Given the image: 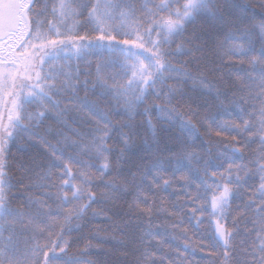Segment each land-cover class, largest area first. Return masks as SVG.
<instances>
[{
	"label": "snow or ice",
	"instance_id": "obj_1",
	"mask_svg": "<svg viewBox=\"0 0 264 264\" xmlns=\"http://www.w3.org/2000/svg\"><path fill=\"white\" fill-rule=\"evenodd\" d=\"M177 2L0 0V264H85L93 246L87 244L73 253L66 234L101 197L124 191L115 178L106 177L120 171L132 135L123 129L133 125L114 117L125 114L131 120L141 114L142 106L153 136L157 130L150 112L155 110L160 120L178 127L181 137L200 139L203 128L209 145H225L221 155L231 163L219 174L209 172L207 164L203 175L189 166L199 184L182 177L196 188V193L185 190L187 202L194 205L188 223L202 232L207 220L212 244L191 243L181 218L172 225L174 232L179 231L172 242L181 241L175 251L166 248L168 229L161 226V231L153 220L161 212L177 213L148 194L168 191L172 180L165 178L161 160L142 171L128 215L143 225L141 245L151 247L140 249L136 264H191L189 257L197 253L206 257L205 264H264V0H256L258 18L257 6L248 0H183L176 7ZM201 18H211L228 29L227 46L217 53L219 66L212 70L233 80L232 103L240 123L220 121L193 109L196 101L188 97L184 84L192 80L202 90L212 91L215 83L207 80L199 66L194 74L183 67L187 61L181 60L180 67L172 62L173 57L202 50V44L196 43L201 39L198 33L184 37L187 25ZM177 38L183 39L177 43ZM105 52L109 59L94 65L87 61L90 55ZM79 61H87L88 67L82 69ZM115 66L119 72L109 71ZM150 96L155 99L146 106ZM178 96L188 97L183 108L176 102ZM156 99L164 104L155 103ZM49 118L58 125L47 127L41 136L49 160L42 182L30 185L40 194L27 195L24 204L14 205L11 189L15 185L4 171L8 142L24 134L40 135L34 130ZM213 126L219 130L213 132ZM225 133L236 135L226 138ZM48 135L56 143L48 141ZM115 139L124 148L109 143ZM197 157L196 153L188 156ZM175 164L173 173L180 170L181 161ZM135 179L132 173L128 183ZM202 195L207 201L203 205ZM236 199L242 201L241 211L232 216ZM171 207L183 211L180 205ZM209 247L218 250L205 253Z\"/></svg>",
	"mask_w": 264,
	"mask_h": 264
},
{
	"label": "trees",
	"instance_id": "obj_2",
	"mask_svg": "<svg viewBox=\"0 0 264 264\" xmlns=\"http://www.w3.org/2000/svg\"><path fill=\"white\" fill-rule=\"evenodd\" d=\"M183 0H178L174 6L178 7L179 3H182ZM237 3H242L244 0H236ZM248 2L253 3L254 6H257V18H258V5L256 0H248ZM196 32L201 37L200 40H197V44H202L201 51H193L190 55H185L183 57H173L172 62L180 67V61L184 60L188 63L183 65L188 70H191L194 74L196 73L197 66L202 70L204 76L207 77V80H211L215 83V88L212 91L202 90L198 84H194L192 80H188L184 84L185 92L188 93V97L195 99V103L191 104L193 109L199 110L201 114H207L216 116L220 121H229L240 123L238 109L235 104L232 103V93L235 91L233 80L230 79L227 75L220 72H215L212 69L219 66V57L218 52H222L227 46L225 44V37L228 29L226 27L219 26L211 18H201L197 21L196 24L187 25V31L184 33V37H191L193 32ZM183 38H177V43L181 42ZM148 45H146L147 47ZM175 48V44L172 45ZM101 59H109L108 53H94L87 58V61L98 63ZM234 60L239 58L234 57ZM87 61H79L82 69L88 67ZM239 67V65H236ZM94 71V67L92 69ZM109 71L115 73L119 72L120 69L118 66H115ZM207 80L205 83H207ZM169 83H174L169 81ZM81 96L84 95L83 91L80 93ZM91 95V93H90ZM188 97H177L176 102L183 108L188 101ZM94 99L96 97H93ZM7 99V97H6ZM155 97L150 96L148 98V105L151 106ZM221 102H223V107H221ZM155 103L164 104L163 99H156ZM142 108L140 109L141 114L134 116L129 120V117L125 114L117 115L114 117L115 120H119L121 123L129 122L133 125V128H124V132H131V141L130 144L133 147L138 148V141L146 142L148 147H139L141 150L139 153L125 150V159H129V164L125 167L124 173L129 172L128 174H123L119 178L116 173H112L111 177L106 178H115L117 183L124 187V191L114 193L110 198L99 199V202L94 203L92 208L88 210L86 215L79 221H74L73 231L66 234V238L71 241L72 252L77 253L78 250H83L87 244H91L93 247L89 249L88 255L85 257V264L88 260L94 262V264H136L137 259L140 257V249L142 247H151V245H141V237L143 234V225L140 224L138 220H132L129 217V206L133 203V199L136 195V181L134 183H128L132 178V173H135L136 169L139 168V164L143 162L146 158L151 157L157 159V151L161 153H168L174 144L178 141L183 143L185 150L194 151V153L201 154L197 158L189 159L188 156H180L172 158L175 161L179 159L181 161L180 170L172 174L170 180H172L171 188L168 191H159L157 190L154 193H148L159 202L163 200L164 206L169 207V212H176V216H169L161 212L153 220V224L160 228L163 231V227L168 229L167 238L168 244L166 248H169L171 251H175L181 241L172 242L173 236H178L179 231H173L172 225L177 223L181 218L184 220V224L181 225V228L187 227L188 237L190 242L194 245L198 244H208L207 240L211 234V226L208 221L205 220L202 225V232L195 231L192 229V226L188 223V214L191 209L194 207L193 204H184L177 197L175 192V187L181 186L184 188L185 184L182 180L187 178L188 180H195L193 172L191 169H200V175L204 174L205 164L213 166L208 168L209 172H215L216 168L218 172H222V169L214 165L216 162L223 164V167H227L228 163L231 161L225 162L221 153L225 150V145L211 144L207 143L208 137L203 135L204 129L201 128L202 136L200 139L195 141L187 138L181 137L180 131L173 124L166 126H161L162 120L158 118V114L155 110L150 112V116L154 125H156V135L153 136L152 130L147 124V117L142 114ZM32 110L31 108L29 109ZM251 111V110H249ZM7 114L5 116V124H7ZM193 119L197 118L193 116ZM49 126L57 127V122L49 118L39 129L40 135L29 138L27 134H24L20 139L15 141H9L7 145V152L5 158L6 167L4 171L8 175L10 182L15 185L11 189V197L14 205L24 204L25 197L27 195L38 196L40 194L39 189L30 187L36 183L42 182L43 173L46 169L47 162L49 160V154L47 151V145L40 142L41 136L45 135V129ZM215 126H213V132L218 131ZM236 135L235 133H225V137H230ZM166 139V143L160 148H157L158 144ZM240 139V137H237ZM47 140L51 143H56L54 136L48 135ZM114 147L124 148V145L120 142L119 139L114 141H109ZM255 147V145L253 146ZM146 149V150H144ZM155 152L152 154V152ZM247 151V150H246ZM134 153V154H133ZM115 155H118L116 153ZM161 157L160 159H163ZM127 162V161H126ZM246 163L247 161H243ZM235 163H242L241 161H235ZM125 165V164H124ZM121 165V168L124 167ZM95 171V170H93ZM219 174V173H217ZM138 181V180H137ZM103 190V185L101 189ZM52 191H55L54 189ZM97 191L98 189H93ZM71 193L69 192V195ZM210 195V194H208ZM242 201L236 199L232 202V208L230 209L232 216L237 215L241 211L239 204ZM200 203L206 204L207 201L202 195ZM172 205H180L183 207V211H180L178 208L171 207ZM238 205V206H237ZM143 207V205H142ZM99 213V215H93V213ZM199 216L200 213L198 212ZM204 216H208V212L204 213ZM232 216L229 217L231 220ZM132 220V223L129 225V221ZM76 225H79L77 228ZM230 226V225H229ZM203 233V234H202ZM7 234V233H5ZM144 239H149L144 237ZM239 239V238H238ZM155 243V242H153ZM209 245V244H208ZM155 250V249H153ZM183 252V248H179ZM207 248L205 249V253ZM159 256V253H157ZM189 260L191 264H205L206 257L200 253H197L195 256H190Z\"/></svg>",
	"mask_w": 264,
	"mask_h": 264
},
{
	"label": "bare ground",
	"instance_id": "obj_3",
	"mask_svg": "<svg viewBox=\"0 0 264 264\" xmlns=\"http://www.w3.org/2000/svg\"><path fill=\"white\" fill-rule=\"evenodd\" d=\"M166 125H169V123H166V122H164V121H162L161 122V126H166ZM175 126V125H174ZM176 127V126H175ZM176 128H178V127H176ZM166 143V139L164 138L159 144H158V146H157V148H160L162 145H164ZM138 148H136V147H133L132 145L128 148V149H126V150H129V151H132V152H134V149L136 148V150H135V152L136 153H139L141 150L139 149V147H148V144L146 143V142H141V140L140 141H138ZM144 150H146V149H144ZM170 150L171 151H169L168 153H161V151H157L156 152V155L158 156V158L157 159H153V158H151V157H148V158H146L143 162H141L140 164H139V168H137L136 169V171H135V174H136V179H135V181H136V183H135V185H137V184H140V179H139V177H140V175H142V171L143 170H145V169H148L150 166H151V164L154 162V161H156V160H161V161H163L164 162V164H165V178L166 179H170L171 177H172V174H173V171H172V169L174 168V167H176V164H175V160L174 159H172V158H176V157H180V156H189V154L190 153H194V151H188V150H185V148H184V146H183V143L181 142V141H178V142H176L175 144H174V146L172 147L171 146V148H170ZM153 153H155L154 151L152 152V154ZM134 154V153H133ZM201 154L199 153V155H198V157L200 156ZM161 157H164L163 159H160ZM127 161V162H126ZM125 164V165H124ZM129 164V159L128 160H126V159H124L123 161H121V165L123 166L124 165V167H122L121 169H120V171L119 172H115L116 173V175L119 177V178H121V177H123L122 175L123 174H128L129 175V172L127 173V172H125L124 173V170H125V167L127 166ZM220 166V168L222 169V172L227 168V167H221V164H220V162H216L215 163V165H214V169L216 168V167H219ZM207 167L208 168H212L213 166H211V165H207ZM216 173H221V172H218V169L216 168V171H215ZM130 179H132V178H130ZM138 180V181H137ZM134 181V182H135ZM195 183L196 184H199V180H195ZM209 183H211V181H209ZM185 184V183H184ZM185 190H187V191H190V192H192V193H196V188L195 187H193V186H190V185H187V184H185V186H184V188H182L181 186H179V187H175V192H176V195H177V197L182 201V203H184V204H189V202H187V197L185 196ZM242 203V202H241ZM241 203L239 204V206L241 205ZM238 206V205H237ZM168 209L170 210V208L168 207ZM207 243L209 244V245H211L212 244V240L211 239H208L207 240ZM208 250H206V253L207 252H212V251H217L218 249H213V248H211V247H209V248H207Z\"/></svg>",
	"mask_w": 264,
	"mask_h": 264
},
{
	"label": "rangeland",
	"instance_id": "obj_4",
	"mask_svg": "<svg viewBox=\"0 0 264 264\" xmlns=\"http://www.w3.org/2000/svg\"><path fill=\"white\" fill-rule=\"evenodd\" d=\"M147 47H148V46H147ZM5 112H7V111H5ZM5 112H4V113H5Z\"/></svg>",
	"mask_w": 264,
	"mask_h": 264
}]
</instances>
